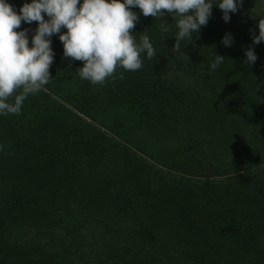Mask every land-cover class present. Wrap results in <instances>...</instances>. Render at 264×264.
I'll return each instance as SVG.
<instances>
[{
  "label": "rangeland",
  "instance_id": "obj_1",
  "mask_svg": "<svg viewBox=\"0 0 264 264\" xmlns=\"http://www.w3.org/2000/svg\"><path fill=\"white\" fill-rule=\"evenodd\" d=\"M131 10L155 58L94 85L54 34L49 83L0 114V264H264V0L179 51L175 14Z\"/></svg>",
  "mask_w": 264,
  "mask_h": 264
},
{
  "label": "clouds",
  "instance_id": "obj_2",
  "mask_svg": "<svg viewBox=\"0 0 264 264\" xmlns=\"http://www.w3.org/2000/svg\"><path fill=\"white\" fill-rule=\"evenodd\" d=\"M238 3L242 0H30L17 13L6 0H0V114H19L28 95L49 83L54 55L50 37L54 34L62 42L65 58L83 62L77 70L80 78L103 85L118 67L126 71L141 69L142 53L148 59L156 57L149 37L142 35L138 43L132 33L139 19L132 8L138 7L145 17L155 19L165 13L175 14L178 32L172 48L179 51L182 40L192 39V34H198L207 24L213 4L222 10L227 22ZM21 21L37 23L31 46L27 30H17ZM257 27L254 44L264 42V18L258 19ZM162 30L168 32L166 26ZM222 42L230 46V36L223 37ZM245 55L248 64L257 58L251 47L245 49ZM213 57L211 70L224 60L214 53ZM119 79H124L123 74Z\"/></svg>",
  "mask_w": 264,
  "mask_h": 264
}]
</instances>
